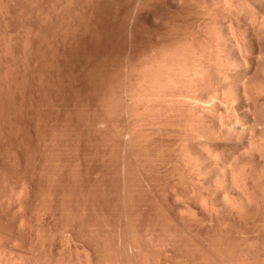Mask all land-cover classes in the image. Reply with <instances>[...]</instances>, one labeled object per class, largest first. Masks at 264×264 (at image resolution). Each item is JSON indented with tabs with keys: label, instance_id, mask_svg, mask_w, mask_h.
Here are the masks:
<instances>
[{
	"label": "bare ground",
	"instance_id": "bare-ground-1",
	"mask_svg": "<svg viewBox=\"0 0 264 264\" xmlns=\"http://www.w3.org/2000/svg\"><path fill=\"white\" fill-rule=\"evenodd\" d=\"M89 1L78 0L74 15L92 14ZM148 1L116 0L131 6L121 19L128 25L119 23L128 35L119 30L134 47L125 43L123 79L107 98L101 93L108 102L99 98L106 102L99 100L94 124L97 200L93 222L84 224L87 253L78 255L68 217L64 239L74 255L63 264H104L103 252L109 264H264V0H155L151 9ZM14 2L0 0V90L10 80L3 60H14L13 38L35 32L24 19L32 0H19L23 19L13 25ZM40 42L26 38L24 49ZM2 168L0 212L12 203L17 222L12 232L0 230V264H60L41 217L65 193L48 187L46 204L40 183L8 180ZM36 202L41 224L33 234L26 228ZM137 212L145 214L142 232Z\"/></svg>",
	"mask_w": 264,
	"mask_h": 264
},
{
	"label": "rangeland",
	"instance_id": "rangeland-1",
	"mask_svg": "<svg viewBox=\"0 0 264 264\" xmlns=\"http://www.w3.org/2000/svg\"><path fill=\"white\" fill-rule=\"evenodd\" d=\"M38 1L36 3L37 1L32 0V3L29 2L30 4L24 7L28 13L27 18L24 19L35 32L16 35L12 40L14 60H3L8 62L11 68L7 74V79L9 77L10 80L7 85H3L4 88L1 86L0 90V127L2 128L0 163L6 179L14 181L25 177L31 183H40L39 194L46 204L48 200L45 194L48 192V187L65 193L58 202L59 206L55 209L51 207V211L41 217L49 231V236L40 234L43 239L51 243L52 254L60 264H63L64 258L74 255L68 253L64 239L68 217L74 218L77 225L80 237L77 245L83 247L86 242H90V236L84 231V224L93 222L95 214L92 208L97 200L92 194L95 171L99 163L94 124L99 117L101 100L105 98L104 96L107 98L106 93L110 92L111 95L112 89L118 87L119 80L123 79L122 73L131 55V49L128 51L126 49L128 53L124 54L126 47L124 45L129 43L127 48L134 47L129 46L131 44L129 36L126 37L128 39L124 38L128 35V26L125 24L126 28L121 27L125 22L121 19L127 16L124 12L128 13L126 9L129 10L131 6L127 7V0H122L127 3V8L124 9L116 7L120 4L116 0L114 2L111 0L113 5L109 0H90L86 8L89 9L92 5L93 12L97 10L99 13L97 14V11L93 13L90 7L92 14H87L90 10H85L86 13L82 12L85 13L84 15H79L80 5L76 7L78 0L77 2L71 0L69 6L63 9L55 6L56 4L52 6L55 0L51 2L52 4L50 3L52 0L49 2L46 0V4L44 0ZM150 1L152 0L146 4L147 6L150 4L148 8L151 9V5L154 4L157 8L158 0L156 2L154 0L155 3L152 1L153 4ZM202 1L208 3L209 0ZM246 1L244 0V4ZM14 3L16 8L11 19L12 24L23 19L20 13L24 3L20 5L19 0ZM78 10L79 14L77 13L76 17L74 13L76 14ZM132 12L131 14L129 12L131 17ZM143 13H141L143 18L139 15L141 20L144 19ZM128 20L125 22L127 25ZM119 29L125 36L120 34ZM118 34L122 35V41L119 40ZM46 37L51 39L45 40L48 39ZM26 38L30 40L38 38L41 42L36 43L34 48L29 46L24 49L23 42ZM123 38L126 39L125 42ZM150 54L152 53L146 54L144 60L149 59ZM132 55L135 56L133 49ZM121 68L124 70L122 71ZM100 97L104 98L99 99ZM109 98L106 99L107 102ZM13 207L12 203L6 204L4 212H0L2 235L14 231L16 227L17 214ZM39 208V202H36L35 209L30 210L27 232L35 234L37 226L41 224L37 215ZM112 214L114 217L111 218H116V214L112 212L110 216ZM137 218L140 224L139 230L141 232L146 230L145 214L137 212ZM27 234L23 232L19 235L27 238ZM3 237L7 238V236ZM44 249L45 247H40L38 251L43 252ZM85 253H87L85 247L78 250V255ZM102 261L104 264H109L104 252Z\"/></svg>",
	"mask_w": 264,
	"mask_h": 264
}]
</instances>
